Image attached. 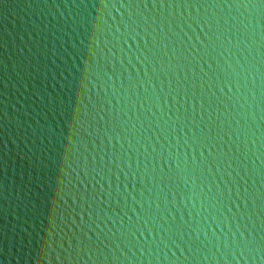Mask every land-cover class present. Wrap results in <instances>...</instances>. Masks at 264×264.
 <instances>
[{"label":"water","instance_id":"water-1","mask_svg":"<svg viewBox=\"0 0 264 264\" xmlns=\"http://www.w3.org/2000/svg\"><path fill=\"white\" fill-rule=\"evenodd\" d=\"M0 264H264V0H0Z\"/></svg>","mask_w":264,"mask_h":264}]
</instances>
